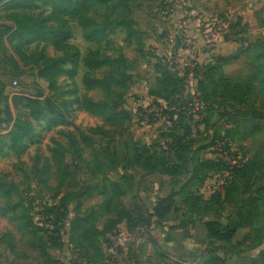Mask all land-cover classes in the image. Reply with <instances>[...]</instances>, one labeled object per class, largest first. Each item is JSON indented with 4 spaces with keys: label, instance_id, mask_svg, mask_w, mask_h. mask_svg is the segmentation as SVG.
<instances>
[{
    "label": "rangeland",
    "instance_id": "rangeland-1",
    "mask_svg": "<svg viewBox=\"0 0 264 264\" xmlns=\"http://www.w3.org/2000/svg\"><path fill=\"white\" fill-rule=\"evenodd\" d=\"M1 4L0 0V135L10 130L17 115L13 95L48 97L51 104L50 112L32 120V133L25 139L21 151H0V264H46L29 244L33 237L20 233L14 220V217L24 216L28 207H33L34 221H42L37 210L45 203L56 202L60 196L65 197L68 219L62 233L63 245L49 252L57 264H73L74 260L84 264L90 259L89 251L79 256L69 242L70 218L96 211L94 224L102 230L119 210L136 214V202L151 208L159 194L177 191L188 175L161 174L157 181H148L140 169L132 167L126 169L133 178L132 187L124 196L111 195L109 183L119 180L135 144L147 146L152 156L171 163L174 158L166 153L169 152L168 142L171 137L185 134L184 138L192 139L195 147L200 148L202 159L226 160L236 166L249 159L255 163L264 160V88H261L259 78L252 76L251 57L247 58L248 61L239 59L224 69L226 73L223 74L229 79L224 83L229 88L239 86L241 89L236 100L215 101L210 94L212 87H219L215 79L210 82L207 72L195 73L192 69L194 64L214 63L215 56L224 50L227 40L209 45L204 38L205 30L213 29L212 19L215 17L227 16L232 26L240 16L249 24L245 39L252 41L259 37L264 41V23L260 26L259 21L264 18V0H138L129 3L135 33L129 35L124 27L118 26L105 43L96 44L87 41L81 25L70 20L69 35L58 46L46 36L35 38L28 44L8 43L6 36L15 27L8 15L13 9ZM34 4L28 10H21L34 19L33 25L47 30L61 29L60 23L50 18L49 7L40 0H34ZM241 8L244 9L242 14ZM103 12V7L89 10L97 20L101 19ZM238 29L230 27L228 39H232ZM242 43V46L247 45ZM90 51H98L99 58L108 57L117 69L123 71L125 88L117 100L130 113L129 122L109 125L102 116L88 112L81 105L85 100L110 102L115 98L114 94L106 95L101 88L85 87L86 79L102 78L109 70L106 64L89 70L84 59ZM48 59L59 61L57 68L60 72L54 76L53 82L38 75ZM159 62L169 65L175 74L182 76L185 73L180 96L172 99L171 95L166 100L149 96V91L159 90L156 72ZM213 74V78H218L216 73ZM13 80L17 81L16 86H13ZM224 83L222 86H226ZM197 87L202 89L205 97L214 100V106L200 108L196 105L199 99ZM111 88L118 91L121 87L113 84ZM180 100L183 101L182 114L177 113V109H170V123L151 117L152 110L164 113L165 106L177 105ZM54 120L58 122L53 123ZM81 132L91 137L89 143L79 140ZM72 140L79 141L81 158L76 159L72 150L67 153V176L61 180V172L51 159L53 149L56 144L68 146ZM218 180V171H211L202 183L189 188L199 196L204 210L211 209L200 215L190 213L181 198L175 197V210L167 218L191 222L194 238L182 245L181 253L173 254L169 260L171 264H194L199 259L208 258L210 253L202 233V222L216 216L226 223L239 207L240 200L248 196L254 198L257 188L263 184L260 171H247L244 177H235L232 200L223 201L222 190L220 200L216 201L212 196L218 192L210 193L208 189H212ZM109 196L111 199L106 208ZM258 196V216L253 226L238 229L225 244L223 264H251L256 259L260 247L256 245L264 236V190ZM126 224L123 219L115 230L100 237L102 258L93 264H131L136 251L134 238L143 235L137 249L141 254L139 263L164 264L162 258L144 256L150 246L147 238L154 235L151 228L142 230L144 227L138 226L129 232ZM198 226L201 231L197 230ZM256 230H260L259 233L256 234ZM246 234L250 237L243 239Z\"/></svg>",
    "mask_w": 264,
    "mask_h": 264
},
{
    "label": "trees",
    "instance_id": "trees-1",
    "mask_svg": "<svg viewBox=\"0 0 264 264\" xmlns=\"http://www.w3.org/2000/svg\"><path fill=\"white\" fill-rule=\"evenodd\" d=\"M136 1L138 0H113V2L110 0H40L41 4L49 7L50 18L59 22L61 27L58 30H47L44 27L33 25L32 21L34 19L31 16L21 13V10H28L34 7V0H1V5L4 8L13 9L8 15L14 22L15 27L9 30L6 39L10 44L16 43L21 45L24 43L28 44L35 38H44L46 36V39L52 40L53 44L58 46L69 35L70 29L68 22L75 20L81 25L84 38L87 41L96 44L105 43L109 39V35L114 33L118 26L124 27L129 35L135 33L132 27V11L129 3ZM97 7L104 8L100 20L95 19L89 14V10H94ZM238 24L239 20L236 19L235 23L230 27H236ZM228 37L225 36L224 40H228ZM263 42V40L257 39L251 45L250 53L254 67L252 76L259 78L262 89L264 88ZM99 57L98 51H90L84 59V64L89 70L106 64L109 68L107 75L102 78L86 79L84 85L87 89L101 88L106 95L114 94L115 98H112L110 102L85 100L81 102V105L88 112L102 116L104 121L109 125L117 126L124 122H129L131 119L130 113L117 100L125 88V82L123 80L124 73L122 70L117 69L114 66V62L108 57ZM229 58L231 57H217L212 64H194L193 67L195 73H199L200 71L207 72L206 77H208V81L213 82V79H215L217 82L216 85L219 87L213 88L211 86L212 92H210L215 101H224L225 99L236 100L241 95L239 86L229 88L228 84H225L229 79L224 76L221 65ZM58 62V59H48L42 69L39 70L38 75L41 78L53 82L54 76L60 72L57 68ZM156 72L158 74V85H160L159 90L157 92L149 91L148 93L150 95L162 100L168 99L171 95H173L172 99L181 95L184 89L183 81L186 76L185 73L182 76L175 74L169 65L161 62L156 64ZM213 72L217 74L218 78H213ZM210 73H212V76ZM221 83H224L226 86H222ZM113 84L119 85L121 87L120 90H113L111 88ZM198 90L199 88L197 87ZM215 90H218V92H215ZM197 93L199 99L205 103L206 108L214 106V102H212L214 100L211 101V99L205 97L202 89ZM12 100L17 110V115L13 119L10 130L5 135H0V151L8 149L17 153L25 147L24 141L32 133V120L39 119L50 112L49 105L51 101L48 97L40 99L38 96L33 97L27 95H13ZM182 104L183 101L180 100L177 105L173 104L171 107L165 106L164 112L170 116L172 112H169V110L177 109V113L182 114ZM56 122L58 120L53 121V123ZM184 135L171 137L170 142H168L169 152L166 153L174 158V161L171 163L166 162L158 156H152L147 146L135 144L132 147V154L126 159L123 165L124 170L121 172L122 175L119 177V180L109 183L111 195L120 197L124 196L133 185V178L127 174V168L136 167L143 172V175L152 173L159 175L169 174L171 176L188 175L186 181L183 182L177 191L172 190L168 194L158 197L152 206L151 212H149L148 208L142 202L138 201L134 205L136 214L129 210H119L116 217L110 219L102 230L98 229L94 224L95 217H97L96 211H91L84 216L78 215L69 219V242L79 256L89 251L88 256L90 259L85 260L84 264H93V261L102 258L100 237L115 230L117 224L123 219L127 223L126 229L129 232L138 226L144 227L142 230H147L151 226L160 224L168 213L175 209V196L181 198V203L192 214L200 215L204 211H210L211 209L207 208V210H204L202 208L199 196L194 194L189 188L195 184L202 183L211 171H218L219 173L228 170L230 172L229 179L221 189V191L224 190L223 201L232 200L233 189L236 187L235 177H244L247 171H260L263 184L257 188L254 198L248 196L240 200L239 207H237L232 216L227 218L226 223L219 221L216 216L213 219H207L202 222L204 237L207 239L208 244L207 252L210 253V256L208 258L205 257L203 260L199 259L194 264H223L225 244L231 241L238 229L253 226L258 216V204L256 200L259 198L258 195L261 190H264V160L255 163L253 159H249L245 160L240 166H236L231 165L226 160L202 159L199 155L200 148L195 147V142L192 139L184 138ZM90 139L91 137L89 135L81 132L80 141L85 144L89 143L87 141ZM165 139H168V136ZM71 150L75 154L76 159L81 158V147L77 140H72L68 146L56 144L53 149L51 159L56 168L61 172V180L67 176L68 163L66 161V155ZM216 192L218 193L214 194L212 198L214 197L216 201H219V194L221 192L214 191L212 193ZM110 199L111 196L106 201V208L109 207ZM32 209L33 207H28L25 210L24 216L22 215L17 218L13 216L17 224V229L20 233L29 234L30 237H33L29 241V244L44 258L46 264H57V260L51 256L49 250L59 248L63 245L62 233L65 228V222L68 219L67 201L65 197L60 196L56 202L43 204L36 212L42 221H34V216L31 214ZM259 231L256 230V234ZM35 237L36 241H33ZM249 237L250 235L246 234L243 239ZM262 244H264V236L256 245L260 247H258L259 250L256 259L252 260L251 264H264V245ZM154 252L158 258L165 260L164 264H171L169 261L170 256L159 246L154 247ZM73 264H79V262L74 260Z\"/></svg>",
    "mask_w": 264,
    "mask_h": 264
},
{
    "label": "crops",
    "instance_id": "crops-1",
    "mask_svg": "<svg viewBox=\"0 0 264 264\" xmlns=\"http://www.w3.org/2000/svg\"><path fill=\"white\" fill-rule=\"evenodd\" d=\"M241 10L242 11L240 13L241 14L244 13V9L241 8ZM240 13H239V15H241ZM236 19L239 20V24L236 26V28H240V29H238L236 32H234L235 34H234L232 39H228L229 41L227 40V43L224 45V50L215 56L216 58L217 57H227V56L231 57L227 61L222 63V65H221L222 72L224 71L226 66H228V65L230 66L233 63H236L239 59L248 61L247 58L250 57L251 45L257 39H261L259 37H256L252 41H250V40L247 41L245 39L244 34L247 32V27L249 24L246 22L247 20L245 21L240 16H237ZM254 19H255V21L258 20L256 18V16ZM259 21H260V26H261V23H264V18L263 19L259 18ZM242 42H245L247 45L242 46V44H243ZM223 73H226V72L224 71ZM149 96L153 97L151 95H149ZM144 177L148 181H157V179H159L160 176L157 173H152V174H144ZM159 195L160 196H158V197L163 196V194H159ZM164 195H166V194H164ZM175 197H174V199H175ZM157 198H155L153 204L155 203ZM174 203H175V200H174ZM153 204H152V206H153ZM175 207H176V205H175ZM148 210H149V212H151L152 207L148 208ZM174 210H172V211H174ZM172 211H170V212H172ZM170 212L168 213V215L170 214ZM168 215L166 216V218L164 220H162L160 222V224H158L157 226H151L150 227L151 232L154 235L147 238L148 244L150 246H149V248H146L147 252H145L144 256L151 255L153 257H157L155 252H154V247L159 246L162 250H164L170 256V258L171 257L173 258V254L177 255V254L181 253L180 250H181V248H183L182 245L184 243H186L187 240H189L190 238H194V235H192V233H191L192 229L194 230V226L191 224V222L187 223V221L186 222L170 221L167 218ZM202 227H203V225H202ZM202 227H201V229L203 230L202 233L204 236V228H202ZM201 229L198 226L197 230L201 231ZM143 239H144V235L142 237H139L138 239L134 238V243L136 244V251H134V254H133L134 257L132 259V263L137 262L138 264H140L138 257H141V254H138L137 249L140 248V243L143 241ZM179 243H180V246H179ZM258 250H259V248H258ZM258 250H257V252H258ZM137 254H138V256H137Z\"/></svg>",
    "mask_w": 264,
    "mask_h": 264
},
{
    "label": "built area",
    "instance_id": "built-area-1",
    "mask_svg": "<svg viewBox=\"0 0 264 264\" xmlns=\"http://www.w3.org/2000/svg\"><path fill=\"white\" fill-rule=\"evenodd\" d=\"M212 25L213 29L210 27L207 28L204 32V38L206 43L209 45H212L213 43L224 40L225 36H229L230 33V19L227 16H221L218 18H213L212 19ZM13 86L17 85V81L13 80L12 81ZM185 98V96H184ZM196 105L199 106L200 108L205 107V103L201 101L200 99L197 100ZM151 117L156 120V119H163L166 120L167 123L171 122L170 116L168 113L160 112L159 110H152L150 112ZM149 116V114H147ZM219 180L215 182V184L212 185V189H208V192L212 193L214 191H221L222 186L225 184V182L229 179L230 177V172L228 170H224L222 172L218 173ZM207 183V182H206ZM208 188V187H207Z\"/></svg>",
    "mask_w": 264,
    "mask_h": 264
}]
</instances>
